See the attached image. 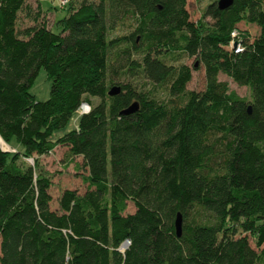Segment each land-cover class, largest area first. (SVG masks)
<instances>
[{"label": "trees", "instance_id": "trees-1", "mask_svg": "<svg viewBox=\"0 0 264 264\" xmlns=\"http://www.w3.org/2000/svg\"><path fill=\"white\" fill-rule=\"evenodd\" d=\"M64 1L53 31L37 1L0 0V264H264V0L211 1L195 21L186 0ZM179 53L202 89L166 63ZM40 68L44 101L29 92ZM139 75L168 99L137 90ZM57 145L86 173L51 208L50 179L22 158Z\"/></svg>", "mask_w": 264, "mask_h": 264}, {"label": "rangeland", "instance_id": "rangeland-1", "mask_svg": "<svg viewBox=\"0 0 264 264\" xmlns=\"http://www.w3.org/2000/svg\"><path fill=\"white\" fill-rule=\"evenodd\" d=\"M32 2V0H28ZM43 9H47L49 12H52V17H47L45 21H47L48 26L52 27L53 31H57L58 24L57 22L53 25V21L55 19L59 20L67 12V5L65 7H60V0H38ZM80 0H68V2L75 7L78 5ZM211 1L217 0H186V9L189 14V19L191 21H195L200 17L202 10L205 5ZM53 19V20H52ZM205 20L209 21L208 18ZM31 25L32 22L29 20L23 19L21 13L18 14L17 26L22 28L27 25ZM116 31L110 33V36L123 34L128 29L127 27H117ZM236 31L246 34L250 39L253 38L257 33L258 29L254 24H244L243 22H239L236 25ZM167 64L170 65H187L190 69V80L186 83L185 89L187 90H200L203 87V69L199 63L195 67H193L194 62H197L195 57L186 56L183 53L174 54L172 58L165 59ZM217 79L226 82L228 89L234 91L238 96L248 98L247 89L244 86H239L234 83L230 78L222 73H218ZM129 82L138 90L147 91L152 97L156 100L164 101L168 99V95L163 86H156L149 81H146L141 75L135 76L133 78L128 79ZM124 81V80H123ZM49 80L46 78L45 73L42 68H40L29 88V92L33 95L35 100L44 101L48 97L49 93ZM98 101L96 98H91V102L95 104ZM81 111V109H80ZM77 115H74L72 119L69 121L68 125L64 128V130L57 132L56 134H62L66 130H70L74 128V123H76ZM58 136L55 135L54 138ZM1 147L5 149H10V146L4 144L0 141ZM26 163L32 166V164L37 162V168L40 169V172L45 174L51 182L49 187V194L51 196L50 207L54 208L56 206V199L60 192V190L64 188L76 189L79 193L84 190V184L81 182V176H84L86 170L81 166V160L77 157L73 158L69 161L66 149L63 146L57 145L54 149L51 150L50 153L41 155L36 157V161L32 157H23L22 158ZM133 210V205L131 202H127V208L125 212H131ZM240 235H244L241 233ZM249 244L252 248L254 247V239L249 238Z\"/></svg>", "mask_w": 264, "mask_h": 264}, {"label": "water", "instance_id": "water-1", "mask_svg": "<svg viewBox=\"0 0 264 264\" xmlns=\"http://www.w3.org/2000/svg\"><path fill=\"white\" fill-rule=\"evenodd\" d=\"M232 0H217V6L219 9L225 8L227 7ZM119 90L118 87L116 86H112L110 88V90L108 91L109 95L115 94L117 93ZM135 109V103L130 104L126 109H124L123 111H121L122 114H128L130 112H132ZM180 215L177 213L174 219V231L175 234L178 236L180 233Z\"/></svg>", "mask_w": 264, "mask_h": 264}, {"label": "built area", "instance_id": "built-area-1", "mask_svg": "<svg viewBox=\"0 0 264 264\" xmlns=\"http://www.w3.org/2000/svg\"><path fill=\"white\" fill-rule=\"evenodd\" d=\"M64 2H65L64 0H60L59 4L62 5V4H64ZM237 46H238V43L234 42V51H238L239 50V48ZM87 111H88V106L82 104L81 105V112H87Z\"/></svg>", "mask_w": 264, "mask_h": 264}, {"label": "crops", "instance_id": "crops-1", "mask_svg": "<svg viewBox=\"0 0 264 264\" xmlns=\"http://www.w3.org/2000/svg\"><path fill=\"white\" fill-rule=\"evenodd\" d=\"M32 1H37L38 3H39V5H40V2L38 1V0H32ZM40 7H41V5H40ZM41 9L43 10V11H45L46 12V16L47 17H52L53 18V16H52V12H49L47 9H43L42 7H41ZM53 20V19H52Z\"/></svg>", "mask_w": 264, "mask_h": 264}]
</instances>
